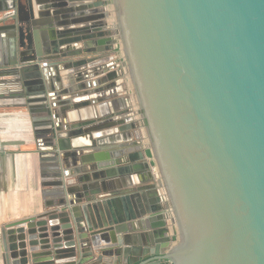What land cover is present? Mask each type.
I'll return each mask as SVG.
<instances>
[{"label":"water","instance_id":"95a60500","mask_svg":"<svg viewBox=\"0 0 264 264\" xmlns=\"http://www.w3.org/2000/svg\"><path fill=\"white\" fill-rule=\"evenodd\" d=\"M79 1L3 3L0 22L12 23L0 34L16 40L17 31L20 63L0 61V86L22 82L24 102H41L29 109L51 112L43 103L46 70H37L42 53L30 43L40 32L46 65L67 72V85L58 75L61 89L50 86L71 98L56 101L60 113L93 104L101 111L70 125L68 143L76 132L88 142L64 147L58 138L62 155L50 157L56 179L49 183L56 201L0 227V264H99L103 257L128 264L130 241L150 238L152 228L165 234L167 222L172 235L149 262L264 264V0ZM90 39L97 49L87 48ZM113 45L132 99L122 113L104 112V91L118 73L101 75L98 64ZM73 73L78 81L96 77L99 87L83 83L75 92ZM133 138L145 148L134 152ZM61 162L85 173L79 185L64 182ZM144 169L152 184L135 186L132 176Z\"/></svg>","mask_w":264,"mask_h":264},{"label":"crops","instance_id":"0c3cea01","mask_svg":"<svg viewBox=\"0 0 264 264\" xmlns=\"http://www.w3.org/2000/svg\"><path fill=\"white\" fill-rule=\"evenodd\" d=\"M4 1L5 0H0V16L7 12L5 11L6 5L3 4L5 3ZM94 2L95 0H81L79 2H74V4L88 3L90 5ZM22 13L27 14L28 10L23 9ZM87 15L92 16L93 14L87 12ZM35 17H37V11H35ZM93 22L95 21L91 20L89 24ZM107 22H110V20L108 19ZM10 23H12V21L7 19L5 22H0V27ZM40 28L42 27H36L35 29L36 31H38L37 29L40 31ZM104 29H106V27ZM7 32L11 31H2L0 34V37H2L0 39V61L10 59V61L19 64L20 47L17 31L16 40L15 36H7ZM43 40L40 32H37L36 36H31L30 39L32 47L36 51L37 49L40 50L43 57V61L38 63L39 66L37 70L45 69V81L49 83L50 86L52 83H55V87L60 90L61 87L56 83L55 78L60 75L62 78V87H64L67 83L62 75L67 72L60 71L59 74H56L48 65H43V63H48L49 61L47 59L48 56L44 53L46 47L43 44ZM88 41L91 42V44H89L87 48L97 49L99 47L98 44L93 43V39L87 40V42ZM83 43L84 42H80L77 45L82 47ZM113 46V50L106 51L103 54L105 58L98 64V66H101L103 69L101 70L103 72L101 75L110 73L111 71H116L118 73L116 79L113 80L116 86H114L113 89L104 91L108 104L104 112H107V110L114 112V108H117L118 113H122L130 108V93L125 76L121 72L119 52L116 46ZM12 48H14L16 52H11ZM4 49H8L9 51L5 53ZM91 55L93 54H88V56ZM72 59L73 58L68 57V55L64 57V61L66 62ZM72 76L71 80L75 92L81 91L79 85L83 83L88 84V90L94 91L99 87V85L92 84L96 77H90L85 81H78L75 77V73H73ZM107 83L110 82L103 83L102 85H106ZM50 86L46 93L47 102H43L48 104L51 110L50 113L44 111L35 112L29 109L31 105H38L41 102H24L23 99H27L28 96H23L18 93L23 88L22 82L19 81L13 84L0 86V227L4 223L39 212L44 207L48 206V204L52 203L53 200L56 201V199H54L56 188L49 183L56 179V174L52 171L53 162L50 160V157L54 151H58L60 155H62V152L55 147L56 144H58V138H63L61 143L64 147L65 145L85 143L86 134L84 132H76L75 135L71 137L74 138L72 142H67L70 125L77 121H82L84 117L90 113L97 114L101 111L99 106L93 104L87 108H80L77 112H75V110L69 111L66 113V116H63L58 109L59 107L55 106V103L59 97L67 101L71 98L69 95L65 94L60 96H58V94H52L54 91L50 89ZM74 95L75 97L78 96V94ZM38 97L43 96L38 95ZM75 99L78 100V97ZM112 101H114V103H112ZM82 128L85 129L86 127ZM100 134H107V129L92 132V138ZM75 139H79L81 142L74 143ZM131 142L134 152L145 148L144 141L142 140L133 138L128 143ZM93 150L94 149H84L82 153L85 154ZM146 152L148 153L147 150ZM144 161L148 163L149 158H145ZM61 163L62 166L60 168L64 173V182L79 185V182L82 181L79 177L85 173L73 166L72 163L69 165L64 164V162ZM80 165L84 164L80 163ZM65 173H67V175H65ZM138 178H140V182ZM132 179L135 186L150 185L152 184L151 170L144 169L138 176L133 175ZM112 181L115 187L121 186L120 179L117 178ZM153 223L158 224L160 220L156 219ZM168 223L169 222H167L168 231L163 235L160 233L158 234V232L152 228L148 230L151 233L150 238L146 237L145 239L141 237L140 234H137L136 237L130 241L127 246L126 258L130 257L132 261L128 264H137L139 261L140 263L138 264H155V262L149 261L155 256L156 247L162 245L161 239H163V237H166V235L171 237L172 235V228ZM146 247L150 249V252H144ZM141 250L144 252L142 255L139 254ZM98 253L99 252L95 251L94 255L96 256ZM113 259H115V257H103V261L99 264H113ZM144 259L146 260L144 261Z\"/></svg>","mask_w":264,"mask_h":264},{"label":"rangeland","instance_id":"374dc122","mask_svg":"<svg viewBox=\"0 0 264 264\" xmlns=\"http://www.w3.org/2000/svg\"><path fill=\"white\" fill-rule=\"evenodd\" d=\"M129 98H130V103H131V102H132V99H131V96H130V95H129ZM132 111H134V112H135V109H134V107H133Z\"/></svg>","mask_w":264,"mask_h":264},{"label":"built area","instance_id":"2783aa9c","mask_svg":"<svg viewBox=\"0 0 264 264\" xmlns=\"http://www.w3.org/2000/svg\"><path fill=\"white\" fill-rule=\"evenodd\" d=\"M43 65L45 66V65H46V63H43Z\"/></svg>","mask_w":264,"mask_h":264}]
</instances>
